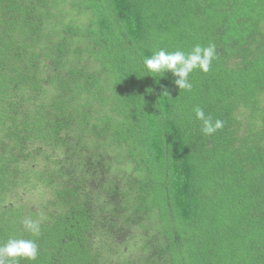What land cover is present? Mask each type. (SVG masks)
<instances>
[{"label":"trees","instance_id":"trees-1","mask_svg":"<svg viewBox=\"0 0 264 264\" xmlns=\"http://www.w3.org/2000/svg\"><path fill=\"white\" fill-rule=\"evenodd\" d=\"M209 42L190 92L143 66ZM11 237L38 245L21 264H264V0H0Z\"/></svg>","mask_w":264,"mask_h":264},{"label":"clouds","instance_id":"clouds-1","mask_svg":"<svg viewBox=\"0 0 264 264\" xmlns=\"http://www.w3.org/2000/svg\"><path fill=\"white\" fill-rule=\"evenodd\" d=\"M215 59L216 49L214 44L209 42L205 46L196 43L188 51H166L164 49L156 51L143 60V66L148 75L152 77L158 75L160 78H164L167 73H171V76L175 78L174 85L179 90L190 92L193 88L189 79L190 74L196 70L201 73H208ZM166 94L169 95L168 90ZM192 111L196 119L203 122L201 132L204 135H211L223 127L221 120H213L211 116L206 117L201 107L196 106ZM22 223L24 229L31 236H39L40 225L37 220L25 218ZM37 255L38 245L34 239L11 237L6 243L0 245V264H21L22 260L34 261Z\"/></svg>","mask_w":264,"mask_h":264},{"label":"rangeland","instance_id":"rangeland-1","mask_svg":"<svg viewBox=\"0 0 264 264\" xmlns=\"http://www.w3.org/2000/svg\"><path fill=\"white\" fill-rule=\"evenodd\" d=\"M40 193H41V189L35 190L32 193H29L25 198L24 201L27 203H35V202H39L40 199Z\"/></svg>","mask_w":264,"mask_h":264}]
</instances>
